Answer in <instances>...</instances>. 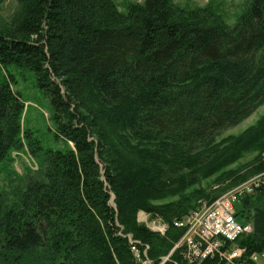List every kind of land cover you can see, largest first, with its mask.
Here are the masks:
<instances>
[{
  "label": "trees",
  "instance_id": "1",
  "mask_svg": "<svg viewBox=\"0 0 264 264\" xmlns=\"http://www.w3.org/2000/svg\"><path fill=\"white\" fill-rule=\"evenodd\" d=\"M17 2L0 22V64L34 72L65 147L43 149L22 122L13 76L0 79V164L15 151L38 162L12 196L0 187V264H137L129 237L158 260L183 234L174 221L221 195L202 180L252 150V164L218 181L264 171V116L219 139L264 103V0H245L232 26L171 0L126 11L115 0ZM140 211L167 232L138 222ZM236 216L254 230L235 246L264 254V188Z\"/></svg>",
  "mask_w": 264,
  "mask_h": 264
},
{
  "label": "rangeland",
  "instance_id": "2",
  "mask_svg": "<svg viewBox=\"0 0 264 264\" xmlns=\"http://www.w3.org/2000/svg\"><path fill=\"white\" fill-rule=\"evenodd\" d=\"M120 10L126 11L128 5L133 2H142L143 0H115ZM176 6L187 9H196L203 7H210L211 10L227 24L234 25L241 14L243 9V3L245 0H171ZM18 7L17 0H0V22L4 23L10 20L12 14ZM11 74L14 78L13 87L17 90L23 101L25 102V108L23 112L22 122L25 127L30 128L33 135L39 138L42 143L43 149L48 148H64L65 143L62 139L56 137V123L52 119L53 108L49 98L42 92L37 85V80L34 72L29 69L18 67L15 64L4 67L0 64V79H4L5 76ZM264 116V103L261 104L252 114L241 121L239 124L230 127L223 131L219 139H227L243 134L250 128L256 126L258 121ZM259 151L252 150L243 155L236 163L230 165L228 168L204 179L201 181V189H204L205 193L212 194L213 196L232 192L233 189L241 187L248 180H252L259 173H253L242 181L230 186L229 182L221 181L218 179L222 176L223 171H238L240 168L247 164H252L258 156ZM12 161H5L0 164V187L6 191L10 196L13 195L17 183H19L22 177H26L30 171L38 169V162L30 155L28 151L14 152L12 154ZM260 158L264 161V151L261 152ZM246 173V172H245ZM238 184V185H237ZM224 189V191H223ZM240 189V188H239ZM223 191V192H222ZM235 191V190H234ZM233 191V192H234ZM176 197H166L164 199L153 200L154 204L168 203ZM114 197L110 200V203L114 205ZM201 202V201H200ZM199 202V204H200ZM204 204V203H203ZM138 222L145 224L150 228L152 220L161 219L158 215H152L145 211L138 213ZM242 221V220H241ZM151 229V228H150Z\"/></svg>",
  "mask_w": 264,
  "mask_h": 264
},
{
  "label": "built area",
  "instance_id": "3",
  "mask_svg": "<svg viewBox=\"0 0 264 264\" xmlns=\"http://www.w3.org/2000/svg\"><path fill=\"white\" fill-rule=\"evenodd\" d=\"M264 188V171L257 180H248L247 189L235 190L232 195L219 196L213 202L196 207L174 226L183 230L171 251L158 260L149 257L150 246L129 237L137 264H264V254H248L246 248L235 246L238 238L254 230L252 222L241 221L236 209L243 197L254 195ZM150 228L165 234L169 225L162 219L152 220ZM179 252V260L174 254Z\"/></svg>",
  "mask_w": 264,
  "mask_h": 264
},
{
  "label": "bare ground",
  "instance_id": "4",
  "mask_svg": "<svg viewBox=\"0 0 264 264\" xmlns=\"http://www.w3.org/2000/svg\"><path fill=\"white\" fill-rule=\"evenodd\" d=\"M259 175H257L256 177H254L252 180H257V177H258ZM238 185V184H237ZM240 188V189H239ZM241 189H247V183H245L244 185H242L241 187H238V188H235V189H233V191L234 190H241ZM229 192V193H227V194H225L224 196H229V195H232V193H234V192ZM202 206V205H201ZM181 238V237H180ZM179 241V240H178Z\"/></svg>",
  "mask_w": 264,
  "mask_h": 264
}]
</instances>
